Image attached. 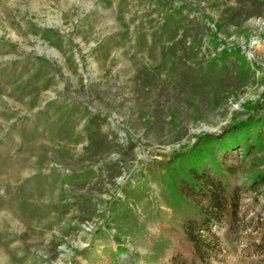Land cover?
<instances>
[{
  "label": "rangeland",
  "instance_id": "374dc122",
  "mask_svg": "<svg viewBox=\"0 0 264 264\" xmlns=\"http://www.w3.org/2000/svg\"><path fill=\"white\" fill-rule=\"evenodd\" d=\"M263 101L264 0H0V264H170L161 162L255 110L252 151L215 152L243 184ZM261 189L206 264H264Z\"/></svg>",
  "mask_w": 264,
  "mask_h": 264
},
{
  "label": "trees",
  "instance_id": "16d2710c",
  "mask_svg": "<svg viewBox=\"0 0 264 264\" xmlns=\"http://www.w3.org/2000/svg\"><path fill=\"white\" fill-rule=\"evenodd\" d=\"M209 38L217 41L212 31ZM220 52L226 53V49ZM260 104L263 105L264 101L255 104L253 109ZM259 122L257 112L252 110L237 123L239 136L233 134L232 130L225 136L204 133L196 136L187 149L174 152L161 162L165 173L162 172L160 177L169 191V203L178 218L175 225L162 227L163 235L171 241L170 264H185L188 260L206 264L218 248L217 236L211 230L213 226H219L231 241L239 232V190L255 194L262 188L264 193V170L254 171L243 184H236L233 177L237 168L218 161L215 153L219 151L224 159V153L232 144H236L235 138H239L238 147L244 155L248 154L254 141L260 140V132L254 129ZM252 129L255 134L251 142L247 139ZM226 136L231 138L230 143L226 142ZM252 198L255 199V196ZM101 263L117 264L115 254L109 253Z\"/></svg>",
  "mask_w": 264,
  "mask_h": 264
}]
</instances>
